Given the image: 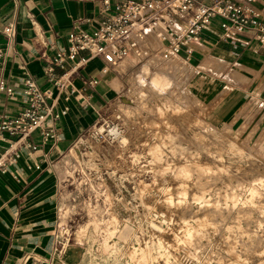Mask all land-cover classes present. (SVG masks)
I'll return each mask as SVG.
<instances>
[{
	"label": "rangeland",
	"instance_id": "rangeland-1",
	"mask_svg": "<svg viewBox=\"0 0 264 264\" xmlns=\"http://www.w3.org/2000/svg\"><path fill=\"white\" fill-rule=\"evenodd\" d=\"M235 55L198 70L163 51L136 60L67 178L60 234L79 264H264V103L237 129L211 118L219 96L250 86Z\"/></svg>",
	"mask_w": 264,
	"mask_h": 264
},
{
	"label": "crops",
	"instance_id": "crops-1",
	"mask_svg": "<svg viewBox=\"0 0 264 264\" xmlns=\"http://www.w3.org/2000/svg\"><path fill=\"white\" fill-rule=\"evenodd\" d=\"M109 1L114 8L122 1L138 0ZM103 2L0 0V44L7 48L4 76L14 90L12 97L1 96L0 114L16 116L23 110V79L30 75L41 89L52 90L48 103L53 106V114L60 115L59 120H49L56 137L44 142L39 132L34 133L28 143L36 145V150H20L17 162L0 175V264H79L82 260L81 249L65 246L60 234L65 210L71 212L75 201L74 192L67 190V178L73 172L75 155L84 149L83 138L99 124L105 110L123 98L127 75L139 57L133 54L106 73L103 60H90L72 76L76 89L72 93L71 86L59 91L47 81L44 55L66 50L72 32L93 33L103 20ZM256 7L264 18V0H258ZM7 25L14 26L11 40L3 34ZM151 42L150 54L163 51L159 40L153 37ZM189 46L193 53L187 55L184 48L180 57L197 70L206 60L219 65L236 53L249 60L244 70L251 77L249 88L235 85L219 96L211 106L213 120L232 121L229 125L237 129L241 120L259 112L258 104L264 103V47L250 34L243 36L242 42L225 40L217 22ZM88 56L87 52L80 54V58ZM63 72L57 69L59 75ZM92 79L97 80L94 86L89 85ZM205 80L200 76L190 84L202 89ZM248 103L250 109L245 108ZM8 146V142H2L0 154Z\"/></svg>",
	"mask_w": 264,
	"mask_h": 264
},
{
	"label": "built area",
	"instance_id": "built-area-1",
	"mask_svg": "<svg viewBox=\"0 0 264 264\" xmlns=\"http://www.w3.org/2000/svg\"><path fill=\"white\" fill-rule=\"evenodd\" d=\"M258 0H138L122 1L114 8L109 0H104V16L100 26L91 34L77 31L68 37V48L57 50L52 56L44 55V76L59 91L71 86L72 76L77 74L92 59L106 63L103 73L117 66L131 55L145 58L151 53L156 38L162 44L165 58L181 56L186 48L187 55L193 53L189 46L200 40L203 31L218 23L225 40L242 42L243 36L251 35L264 47V18L256 7ZM4 36L11 40L14 26L7 25ZM87 52L88 58H80ZM7 48L0 44V102L1 96L14 95V90L6 82L4 62ZM57 69L64 70L59 75ZM97 84L96 79L89 82ZM22 95L26 105L16 116L0 114V145L9 146L0 154V175L15 164L24 148L36 150V145L28 139L39 132L42 140H53L54 129L49 120H59L53 114L52 90H43L32 76L23 79ZM9 137V138H7ZM12 138V139H11Z\"/></svg>",
	"mask_w": 264,
	"mask_h": 264
},
{
	"label": "bare ground",
	"instance_id": "bare-ground-1",
	"mask_svg": "<svg viewBox=\"0 0 264 264\" xmlns=\"http://www.w3.org/2000/svg\"><path fill=\"white\" fill-rule=\"evenodd\" d=\"M153 60H154V61H153ZM152 61L155 62V59L150 60V63H151ZM153 62H152V63H153ZM158 75H159V74H158ZM159 77H160V76H159ZM111 132L116 133L115 128H113V129L111 130Z\"/></svg>",
	"mask_w": 264,
	"mask_h": 264
}]
</instances>
